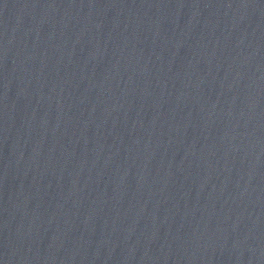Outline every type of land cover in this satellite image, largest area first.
<instances>
[{
    "label": "water",
    "instance_id": "water-1",
    "mask_svg": "<svg viewBox=\"0 0 264 264\" xmlns=\"http://www.w3.org/2000/svg\"><path fill=\"white\" fill-rule=\"evenodd\" d=\"M0 264H264V0H0Z\"/></svg>",
    "mask_w": 264,
    "mask_h": 264
}]
</instances>
